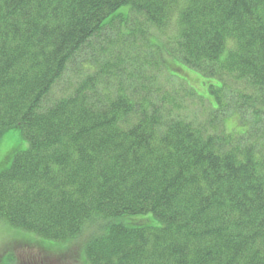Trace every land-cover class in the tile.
Returning <instances> with one entry per match:
<instances>
[{
    "label": "trees",
    "instance_id": "trees-1",
    "mask_svg": "<svg viewBox=\"0 0 264 264\" xmlns=\"http://www.w3.org/2000/svg\"><path fill=\"white\" fill-rule=\"evenodd\" d=\"M13 129L0 224L90 264H264V0H0Z\"/></svg>",
    "mask_w": 264,
    "mask_h": 264
},
{
    "label": "rangeland",
    "instance_id": "rangeland-1",
    "mask_svg": "<svg viewBox=\"0 0 264 264\" xmlns=\"http://www.w3.org/2000/svg\"><path fill=\"white\" fill-rule=\"evenodd\" d=\"M170 79V81L173 82L169 84L167 88L178 85V83H176L179 82L177 78L172 77ZM195 79V76H191L190 82L196 84L194 82ZM202 79L204 84L201 94L210 99V97H212L208 89L210 81L204 77ZM189 102L190 101H187V103ZM184 109L187 113H190L193 116H197L198 118L201 117V107H199L198 104L197 106L188 104L187 109ZM234 119L235 118H233V122L232 120H229L227 124L229 126L233 124L234 126L235 121L237 122V120L234 121ZM238 128L240 130L244 129V127L241 126ZM27 145V140L21 136L17 129L7 131L0 139V162L7 158L10 150L14 153L17 150L26 148ZM10 159L8 163L10 162ZM8 163L5 165L0 164V170L5 168ZM7 227L0 224L1 264H7L8 261H10L8 258L9 255L15 257L14 259L18 260L20 264H90L84 254L85 236H82L74 242L72 239L63 242L46 240L40 237L35 238L34 236L36 235L32 233L15 229L10 226Z\"/></svg>",
    "mask_w": 264,
    "mask_h": 264
}]
</instances>
